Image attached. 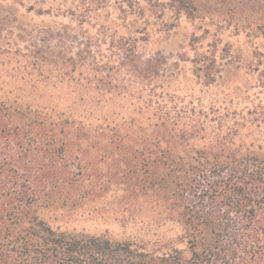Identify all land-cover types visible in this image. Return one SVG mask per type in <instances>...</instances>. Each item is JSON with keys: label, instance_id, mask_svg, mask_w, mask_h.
I'll list each match as a JSON object with an SVG mask.
<instances>
[{"label": "trees", "instance_id": "1", "mask_svg": "<svg viewBox=\"0 0 264 264\" xmlns=\"http://www.w3.org/2000/svg\"><path fill=\"white\" fill-rule=\"evenodd\" d=\"M12 1L96 26L116 53L103 57L91 38L73 52L63 32L24 29L23 49L0 48L6 85L76 88L68 113L0 98V264H264V103L238 110L156 91L167 57L141 48L150 18L264 37V0ZM191 64L205 86L223 70L214 51ZM249 68L264 96V54ZM123 71L124 90L139 91H117ZM81 219L174 235L117 239L77 231Z\"/></svg>", "mask_w": 264, "mask_h": 264}, {"label": "rangeland", "instance_id": "2", "mask_svg": "<svg viewBox=\"0 0 264 264\" xmlns=\"http://www.w3.org/2000/svg\"><path fill=\"white\" fill-rule=\"evenodd\" d=\"M150 21L152 25L147 29L148 41L141 48L146 54L160 53L167 57L170 71L168 80L156 91H175L178 95L193 99L201 97L206 104L214 103L217 106H229L238 110H246L261 101L264 103L262 90L258 87L255 76L249 68L253 55L257 52L264 54V37L255 39L245 34L233 35L228 31L212 37L204 35L197 23H190L185 18L180 19L176 27L168 30L155 24L151 18ZM65 24L74 28H61ZM20 29L43 33L63 32L65 39L61 40V47L63 46L66 50L72 49L73 52L81 48L86 39L91 38L92 44L97 42L100 47L99 53L103 57L111 58L116 53L114 44H110L109 34L105 37L101 29L96 26L85 25L81 29L62 16L53 14L37 16L26 12L19 3L12 0H0V48L23 49L25 43L16 37L21 33ZM118 33L124 34L125 30L119 29ZM203 51H214L217 61L223 66L219 78L211 86L203 85L193 74L191 61L196 53ZM1 76L2 79L6 78L4 74ZM117 76L122 82L117 91L140 90L136 86L124 90V85L130 83L128 76L124 71ZM74 89L76 90L74 86L67 84H40L34 87L32 83L17 82L6 85L0 80V98L8 99L18 96L33 106L56 108L67 113L72 111L74 106L75 96L72 92L75 91ZM72 226L77 231L94 235H101L108 231L107 234L110 237L117 239L138 236L150 238L152 235L169 238L174 235L169 227V230L167 227L153 229L150 234H147L140 226H129L125 229L118 227L115 223L99 220L81 219L74 222Z\"/></svg>", "mask_w": 264, "mask_h": 264}]
</instances>
